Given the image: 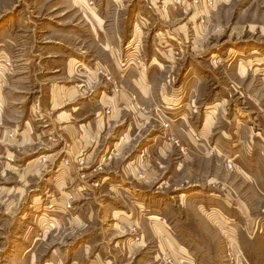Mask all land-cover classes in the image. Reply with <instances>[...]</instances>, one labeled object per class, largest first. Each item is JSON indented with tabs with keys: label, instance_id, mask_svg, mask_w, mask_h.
I'll return each instance as SVG.
<instances>
[{
	"label": "rangeland",
	"instance_id": "rangeland-1",
	"mask_svg": "<svg viewBox=\"0 0 264 264\" xmlns=\"http://www.w3.org/2000/svg\"><path fill=\"white\" fill-rule=\"evenodd\" d=\"M252 50L262 63L264 0H0V113L12 102L13 121L49 130L44 145L67 181L58 193L53 175H41L29 183L33 201L13 213L0 206L11 216L0 223V264H264V209L247 206L244 198L261 200L226 140L255 107L264 141V66L248 70ZM113 57L124 83L98 69L107 81L96 94L121 97L123 84L128 108L98 103L113 120L81 137L77 155L52 131L59 111L49 85L70 86L68 72L79 69L86 80ZM84 97L83 126L98 98ZM19 134L10 128L7 140ZM223 178L243 204L220 190Z\"/></svg>",
	"mask_w": 264,
	"mask_h": 264
},
{
	"label": "crops",
	"instance_id": "crops-1",
	"mask_svg": "<svg viewBox=\"0 0 264 264\" xmlns=\"http://www.w3.org/2000/svg\"><path fill=\"white\" fill-rule=\"evenodd\" d=\"M93 19L95 20L96 17L94 16ZM252 52L255 60L253 64L255 65H253L254 67H250L248 69L249 71L256 70L258 66H264V60L262 63H258L257 61L262 60L258 58V55H260L258 50H252ZM111 62L112 63L108 65L96 63V66H99V68H94L92 72H88V74H86L85 72L87 78L86 80H82L84 75L81 73L82 69H79V73L71 72V74L68 72V81H70V86H64L60 83H57L56 85V82H51L49 85V95L51 97L50 104L52 103L51 106L52 108H54L53 104L56 101L59 111H57V118L55 119V123L52 126V131H54L57 136L62 137V139H70L72 143H70L69 141L68 144L73 145V149L75 151V154L77 155H79L82 147L81 137H85V134L89 137V135H91L95 130H104L109 125L110 121L113 120L112 117L104 118L102 116V110L97 109L99 104L105 101V103H107L106 105L114 108V110H116L117 107H120L121 113L124 108H128L127 104L129 102V97L127 95L128 93L124 94L125 87L123 84L122 92L124 96L123 94L122 96L125 99L122 98V96L119 97L118 94H111L107 99L101 95L96 94L97 91L102 87L100 82L107 81L104 77H102L103 75H101V73L98 74V72H96L98 71V69L106 72L107 74H109V76L111 75L112 79L115 80V78H117L116 81L121 80L122 83H124V74L113 72L114 69L111 71V67L113 66V64L117 63L116 58L113 57L111 59ZM79 64L81 63L79 62ZM56 71V78H67L66 72L64 73V75L59 74L61 72L60 68L56 69ZM241 76L245 75L241 74ZM92 93H94V97H98L100 99V102H98V98L93 99L94 101L88 100L91 108L90 110L92 111L90 114L92 116L94 115V119L93 122L88 121V123L83 126L80 123L81 121H83V119H77L76 115L81 111H84L85 109L81 108V106H76V103L83 100V98H85V94L92 96ZM10 104H12V102L9 103V107L7 108V105H5L4 103V105L1 107L2 110L0 113V183L7 184L6 181L8 179V176L10 175H14L13 177L17 178V180L15 181V185L7 184V186H0V198H4V201L0 206L4 207V210L7 209L10 213H13L17 211L18 208H21L23 206L21 203L25 197L28 196L27 200L29 199V201H33V197L31 198L30 195V193H32L33 191L30 190L29 187V183L32 179L39 178L41 175L52 174L53 179L56 181L54 183V187L57 188L54 190L58 191V193L62 192L60 190H63V188H65V183H67V181H64V183H62L63 177L61 176H63V171L60 170V166L58 165L59 163L57 164L55 162L59 159L58 157L60 155H58L57 157L54 152H52L53 150H51L50 148L51 144L49 145L47 143L46 145H44V142H46L47 139L49 140V142L51 141L48 133L46 132H49V130H46L44 127H42V129L36 128L35 125L31 122L27 123L23 122V120H19L17 122L13 121L12 116L10 117ZM16 104L18 105V103ZM121 104H124V106H121ZM67 105L72 106L69 113L63 111V109ZM24 109L25 107L23 108V106L21 105L20 111H24ZM251 110L253 111H250V113L255 115L254 118L248 115L249 112H242V118L244 119V121L246 119L248 121L244 123V121L242 120L235 119V128L232 132L233 134L226 140H232V145L234 146L233 149L235 150V155L233 156L235 161H237V159L240 157L244 158L243 160H246L245 167L247 169V172H243V174H240L243 178L247 179L246 182L249 184L248 194L256 195L254 198H258L261 201H256V199L253 198L252 201H247L246 198H244V200L248 204V207L250 205L251 209L259 210L262 208L264 209V141L262 140L263 130L259 128V122L257 121L259 112L254 111L255 107H252ZM260 110L263 113H261V115L264 116V109L260 108ZM14 127L20 129L19 138L13 141H10L9 139L7 140V138L9 137V135L7 137V132H9L10 128ZM92 127H94L93 131L91 129ZM6 140L9 142L8 144L3 143ZM39 144H43V146L38 147ZM52 145L54 144L52 143ZM89 146L90 148H92V143H90ZM96 146L97 145H95L94 148H96ZM35 147L37 148L36 150H34ZM261 147L262 150L260 151ZM37 150L41 151L40 156L42 159L38 158L37 160H35L36 163H30L32 159L27 157L29 155H32L33 153H38L39 151ZM258 151L260 152L259 154H257ZM52 161H54L56 164L54 163L51 167L49 166V163H51ZM8 165L10 167H8ZM19 168L21 169L20 172L18 171ZM212 181H214V178L209 181L210 185L212 184ZM216 181L222 183L219 188L221 191L224 190L225 196L226 194L234 192L236 194L235 196L237 197L236 203L243 204L242 196L239 195L240 192L236 187L233 186V188H231L229 186V183H227L224 178ZM18 183H20V185ZM215 184L216 183H213V185ZM66 185L68 186V184ZM220 201L222 202L224 207H231V203H227L226 200L221 199ZM247 206H245L244 204L243 207L248 209ZM8 217L9 218H5L4 216L0 217V223L2 222L3 224H6L8 221H10L9 219H11V216ZM90 218H93L92 215L90 216ZM4 230L0 229V231L2 232H4ZM19 249L21 248L19 247ZM19 249L15 250L13 252V255H16V252H18Z\"/></svg>",
	"mask_w": 264,
	"mask_h": 264
}]
</instances>
